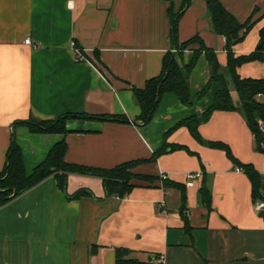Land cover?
Segmentation results:
<instances>
[{"label": "crops", "instance_id": "1", "mask_svg": "<svg viewBox=\"0 0 264 264\" xmlns=\"http://www.w3.org/2000/svg\"><path fill=\"white\" fill-rule=\"evenodd\" d=\"M220 1L238 21L252 22L233 46L235 55L259 48L264 0ZM183 6L184 0H0V172L12 131L26 173L62 138L67 162L108 168L149 158L168 129L208 107L215 83L189 106L165 92L150 122L138 119L131 86L141 88L160 73L164 54L173 49L167 9L176 13ZM195 34L224 67L225 40L211 29L204 0H190L178 21V42ZM72 40L84 59L76 60ZM195 47L184 50L185 62ZM237 73L264 78V60L242 63ZM208 78L201 54L189 77L191 99ZM258 99L264 102L263 96ZM67 113L124 115L129 122L74 117L68 121L73 131L64 136L14 127L29 117L55 119ZM198 131L205 141L225 143L235 158L264 177V153L255 150L238 111L216 109ZM166 141L184 148L136 165V173L152 177L132 179L124 197L106 196L96 176L70 174L65 191L50 176L0 206V264H115L116 248L130 250L128 257L142 264H156L160 257L163 264H264V209L256 210L246 174L222 149L198 142L185 127ZM188 171L201 176L187 187ZM166 182L183 185V212L180 189ZM80 189L93 194L67 195Z\"/></svg>", "mask_w": 264, "mask_h": 264}, {"label": "trees", "instance_id": "2", "mask_svg": "<svg viewBox=\"0 0 264 264\" xmlns=\"http://www.w3.org/2000/svg\"><path fill=\"white\" fill-rule=\"evenodd\" d=\"M204 1L211 29L214 33L224 37L227 55L226 65L222 67L219 64L215 51L206 46L198 34L182 42H178V21L183 14V8L190 3V0H184V6L179 12L174 13L170 7L167 9L171 23L173 49L164 54L160 73L157 76L147 79L143 87L138 88L131 86V89L134 100L140 108L138 119L142 124L150 122L160 97L165 92L175 93L182 104L189 106L193 104L194 100H197L205 94L212 83H215V93L212 103L199 114H193L182 118L168 129L164 133L162 146L149 158L134 159L108 168L91 167L67 162L65 160L67 144L64 138H62L50 147L45 158L36 164L30 173H26L22 160V153L15 141L14 131H12L11 142L5 155V166L0 172V206L21 195L50 176L54 177L57 181V185L65 191L68 176L70 174L96 176L101 179L106 196L115 195L120 198L124 197L133 188V184L131 183L132 178L152 177L133 171L136 165L142 162L154 161L162 153L169 150L184 148L180 145L169 144L166 141V137L180 127L187 128L192 137L198 142L210 147L222 149L233 162L234 166L242 170L250 180L252 187V202L255 204L258 201H264V177L254 166L251 163L240 162L233 156L230 148L225 143L205 141L198 131V126L207 121L214 110L238 111L252 132L255 150L264 153V102L260 101L257 96L258 94L264 96V78H242L237 73V67L242 63L252 60H264V26L259 30L260 47L247 54L235 55L233 46L241 41L251 28V20L247 19L244 22L238 21V19L224 7L220 0ZM192 45L196 47L191 49V57L185 62L183 52ZM174 49L175 52H173ZM201 54H204L208 62L209 78L204 87L196 93L193 99H191L189 77ZM229 83L232 84V89L237 95V100H234L232 97ZM74 117L129 122L128 118L124 115L106 114L98 117L67 113L55 119L39 120L29 117L25 120L14 122V127L23 126L31 133L64 136L68 132L73 131L68 128V121ZM166 185H172L180 189V211L183 212L186 204L183 185L170 182ZM200 192L204 203L209 205L210 196L207 191L202 188ZM81 194L92 195L93 193L88 189H80L72 195H67L69 197H75ZM129 254L130 250L126 248H116L115 264H142V262L128 257Z\"/></svg>", "mask_w": 264, "mask_h": 264}, {"label": "built area", "instance_id": "3", "mask_svg": "<svg viewBox=\"0 0 264 264\" xmlns=\"http://www.w3.org/2000/svg\"><path fill=\"white\" fill-rule=\"evenodd\" d=\"M24 43L30 44V39L29 38L24 39ZM70 49H72L74 51V54L76 56V60H80V59H84L85 58V56L83 55L82 48H80L78 46V44L74 40L70 41ZM173 51H175V49ZM257 96L260 97V96H263V95L258 94ZM237 169H239V168H237ZM200 176H201V172L200 171H188L186 173V177H185V186L188 187V186L194 185V180L196 178L200 177ZM160 177L162 179H165L166 178V174L163 173V172H160ZM255 208L258 211H261L262 209H264V201L256 202L255 203ZM163 262H164V260H163L162 257H160V258H158L156 260V264H163Z\"/></svg>", "mask_w": 264, "mask_h": 264}, {"label": "rangeland", "instance_id": "4", "mask_svg": "<svg viewBox=\"0 0 264 264\" xmlns=\"http://www.w3.org/2000/svg\"><path fill=\"white\" fill-rule=\"evenodd\" d=\"M173 52H175V51H173ZM134 171V170H133ZM139 177H134V178H132V179H138ZM139 179H141V178H139Z\"/></svg>", "mask_w": 264, "mask_h": 264}, {"label": "water", "instance_id": "5", "mask_svg": "<svg viewBox=\"0 0 264 264\" xmlns=\"http://www.w3.org/2000/svg\"><path fill=\"white\" fill-rule=\"evenodd\" d=\"M259 47H260V45H259ZM158 91H159V88H158Z\"/></svg>", "mask_w": 264, "mask_h": 264}]
</instances>
